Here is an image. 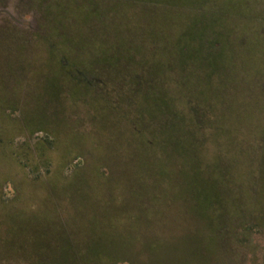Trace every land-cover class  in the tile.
I'll return each mask as SVG.
<instances>
[{"label": "rangeland", "instance_id": "1", "mask_svg": "<svg viewBox=\"0 0 264 264\" xmlns=\"http://www.w3.org/2000/svg\"><path fill=\"white\" fill-rule=\"evenodd\" d=\"M206 2L0 0V264H264L258 141L226 149L221 136L209 141L175 118L171 127L184 124L192 141L183 157L172 155L176 132L164 143V126L141 99L142 83L153 82L167 107L196 97L200 110L209 96L234 120L232 74L207 86V72L187 64L195 48L175 53L159 34L183 21L160 16L238 15L264 33V0ZM149 27L156 39H143ZM241 160L253 170L243 182L233 173Z\"/></svg>", "mask_w": 264, "mask_h": 264}, {"label": "trees", "instance_id": "2", "mask_svg": "<svg viewBox=\"0 0 264 264\" xmlns=\"http://www.w3.org/2000/svg\"><path fill=\"white\" fill-rule=\"evenodd\" d=\"M206 1L207 0H190V3L193 5H200L201 7V5L205 6L207 3ZM231 4L230 2H224L223 6L226 9H231L233 6L236 9L238 6L236 4L231 6ZM147 7L149 9V6ZM139 10L143 11L142 9ZM184 11L187 13L186 16L183 15ZM146 13L151 12L146 11ZM171 13L175 16L177 15L176 19L179 18L178 21L181 20L183 23L178 24L179 26L176 28L175 33H170L171 31L168 32V28L159 30L160 36L162 38H165L166 35L170 36L169 39L172 42V48L175 53L178 52L184 55L189 46L195 48L194 50L196 53L190 54L187 59V64L191 65L196 73L197 71L207 72V86L208 84H213V82L209 83L212 77L214 80L215 77L219 75L220 79L221 74L225 75L224 73L230 72L232 76L230 78L225 76V82L228 84L232 82L237 85L236 99L238 105L234 109L233 114H235V116L233 121L229 119L228 115L230 113L227 110L220 108L219 105L211 104L213 100L209 99V96L205 98V101L200 103V110L198 106H194V101L197 100L196 97H191L192 100L190 102L183 103L178 100L179 102L170 103L172 106L167 107L166 102L158 98L167 96L165 95L167 91L162 86L164 84L161 83V81L164 80L163 74L166 69L163 67V63H159L158 66L160 68L158 67L159 76L157 78V84L160 89H164L162 90L163 93L157 92V90L151 87H155V83L153 82L150 84L148 83L149 85H147L146 82L142 83V90H140L143 92L141 98L143 103L152 107H150L151 111L147 112L148 115L151 114L149 115L150 118L158 119V121H161L159 125L164 126L163 128L161 127L164 133L162 141L166 143L165 140L168 138L173 139L174 133L176 132V149L172 151V155L183 157L184 154H186V150L183 148L191 144L192 133L190 135L188 134L189 130H186L184 124L176 128L171 127L174 125L176 118L178 121L184 120L185 124L189 126L191 130L193 129L199 132L203 129L207 131L204 136L205 139L209 141H215L221 136L226 144L224 147L226 149H228L227 147L230 145L235 144L236 139L239 141L256 139L258 141L256 144L262 148L260 152L264 151V86L261 81L264 75V33L259 30L262 24L256 23L253 26L250 24L251 20L246 18L243 19L244 17L242 18L237 15L238 17L226 18L224 15H219L217 12L207 17L204 11L195 8H189L188 11L182 10L181 8L174 12H171L169 9L163 10V12H161L162 17L160 16V21L163 19L165 20L167 15ZM223 26L226 28L224 31L221 29ZM207 34L210 37H208V42L205 44L204 37L207 38ZM143 35V39L145 37H147V39H156L155 28L149 27L146 30L144 29ZM212 36L215 37V39L212 40ZM217 38H219L220 48L216 52L214 51L215 48H213V44L217 42ZM242 38H244L243 41H245L243 43L240 42ZM55 58H57V62L59 61L60 64H62L59 54ZM200 58L204 60L203 63ZM153 63L154 61H148L143 62V65L151 66V69ZM131 69L136 70L135 68ZM144 71L146 72V70ZM133 74L134 75L131 77L135 78L133 79L129 76L127 80L131 82L136 81V73ZM155 93L157 94L156 98ZM249 95L251 96L250 99L248 98ZM164 115L172 117L173 123L165 122L163 118ZM219 120H223L221 127H218L220 124ZM178 128L182 130L178 132ZM231 128L233 130H231ZM159 142H161V140ZM257 149H259V147ZM239 153L241 155L244 154L242 148H239ZM230 171H232V169H230ZM251 172L253 173V170L250 169L249 165L245 164L244 160L243 162L242 160L238 162L233 169V173L241 182L250 179ZM256 196L258 199L263 197L264 190L258 191ZM228 198L226 197L225 202L228 205L229 214L232 215L234 209L229 204ZM242 207L243 206L239 204V208Z\"/></svg>", "mask_w": 264, "mask_h": 264}]
</instances>
